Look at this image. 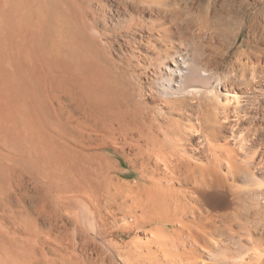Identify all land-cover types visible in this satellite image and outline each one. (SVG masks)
<instances>
[{"label":"bare ground","instance_id":"6f19581e","mask_svg":"<svg viewBox=\"0 0 264 264\" xmlns=\"http://www.w3.org/2000/svg\"><path fill=\"white\" fill-rule=\"evenodd\" d=\"M0 264H264V0H0Z\"/></svg>","mask_w":264,"mask_h":264}]
</instances>
